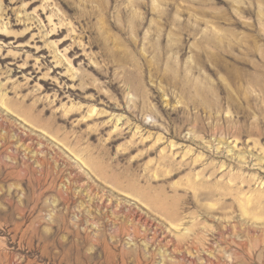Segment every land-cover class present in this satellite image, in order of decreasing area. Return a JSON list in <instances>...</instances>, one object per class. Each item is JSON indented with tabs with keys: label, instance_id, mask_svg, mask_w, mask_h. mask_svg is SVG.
<instances>
[{
	"label": "rangeland",
	"instance_id": "obj_1",
	"mask_svg": "<svg viewBox=\"0 0 264 264\" xmlns=\"http://www.w3.org/2000/svg\"><path fill=\"white\" fill-rule=\"evenodd\" d=\"M0 264H264V0H0Z\"/></svg>",
	"mask_w": 264,
	"mask_h": 264
}]
</instances>
